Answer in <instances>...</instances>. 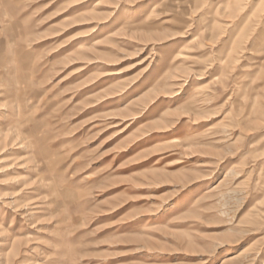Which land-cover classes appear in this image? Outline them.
Segmentation results:
<instances>
[{
  "label": "rangeland",
  "instance_id": "rangeland-1",
  "mask_svg": "<svg viewBox=\"0 0 264 264\" xmlns=\"http://www.w3.org/2000/svg\"><path fill=\"white\" fill-rule=\"evenodd\" d=\"M0 264H264V0H0Z\"/></svg>",
  "mask_w": 264,
  "mask_h": 264
}]
</instances>
